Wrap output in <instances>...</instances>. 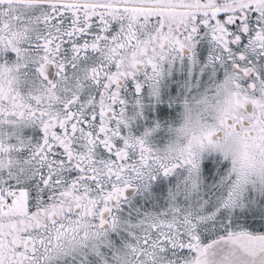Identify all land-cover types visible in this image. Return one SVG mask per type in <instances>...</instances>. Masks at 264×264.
Listing matches in <instances>:
<instances>
[{"label":"snow or ice","instance_id":"1","mask_svg":"<svg viewBox=\"0 0 264 264\" xmlns=\"http://www.w3.org/2000/svg\"><path fill=\"white\" fill-rule=\"evenodd\" d=\"M0 264H264V0H0Z\"/></svg>","mask_w":264,"mask_h":264}]
</instances>
